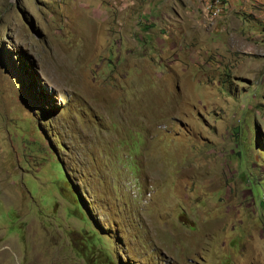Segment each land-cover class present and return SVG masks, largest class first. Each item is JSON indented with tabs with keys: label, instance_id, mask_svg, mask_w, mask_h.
<instances>
[{
	"label": "rangeland",
	"instance_id": "obj_1",
	"mask_svg": "<svg viewBox=\"0 0 264 264\" xmlns=\"http://www.w3.org/2000/svg\"><path fill=\"white\" fill-rule=\"evenodd\" d=\"M0 0V264H264V0Z\"/></svg>",
	"mask_w": 264,
	"mask_h": 264
},
{
	"label": "bare ground",
	"instance_id": "obj_2",
	"mask_svg": "<svg viewBox=\"0 0 264 264\" xmlns=\"http://www.w3.org/2000/svg\"><path fill=\"white\" fill-rule=\"evenodd\" d=\"M223 1H224V0H223ZM211 3H212V5H213L214 7H217V12H218V10H219L220 8H222V7L224 6V2H223L222 5H217V4H216V0H211Z\"/></svg>",
	"mask_w": 264,
	"mask_h": 264
}]
</instances>
